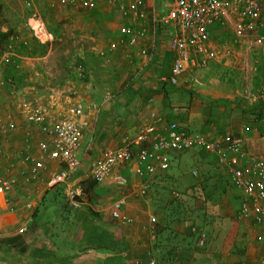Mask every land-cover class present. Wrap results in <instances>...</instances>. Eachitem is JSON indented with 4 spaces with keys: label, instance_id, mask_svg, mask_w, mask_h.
<instances>
[{
    "label": "crops",
    "instance_id": "obj_1",
    "mask_svg": "<svg viewBox=\"0 0 264 264\" xmlns=\"http://www.w3.org/2000/svg\"><path fill=\"white\" fill-rule=\"evenodd\" d=\"M132 1L123 0L122 3L128 5ZM102 6L116 7L118 24L116 15L105 12ZM172 6L173 0H146V18L143 20H133L124 16L118 5L102 2L92 9L61 7L67 11L83 10L85 15L94 19L90 20L92 26L86 25V28H92L91 40H83L79 45L84 65L75 71L83 79H67L66 82H70L61 89H55L54 83V88H43L42 83L33 80V60L18 52L12 54L10 59L14 62L10 75L18 83L15 85L16 95H21L23 100L14 104L15 107L3 88L0 89V177L16 179L11 192L5 193L0 188V264H148L150 261L156 264H263L264 225L257 226L252 218L237 219L243 194L232 186L227 170L207 152L200 149L168 152L171 165L179 168L175 187L187 183L189 193L196 194L197 191L202 196L204 186L201 183L205 181L199 178L200 175L213 180L222 174L231 193L240 197L235 210L228 197L210 201L202 196L207 200L204 203L209 218L205 227L194 228L206 234L203 246L197 244V233H191L187 238L158 235L159 223L166 217L163 210H169L166 200L170 195L165 199L160 196L169 179L168 170L150 178L151 188L145 196L139 195L142 180L132 171V164L122 165L114 171L127 178V186L118 185L112 179L98 183L92 177V165L107 150L119 148L124 137L134 136L148 125L151 112L162 117L164 122H177L190 133H201L223 143L233 137H242L247 153L264 159V133L259 135L257 119L246 112L255 110V106L250 105L245 97L249 92L247 89L240 92L242 85L248 87L242 78L244 59L229 58L218 44L227 40L220 41L226 27L217 28L219 30L215 29L212 34L206 69L195 68L186 72L176 85L163 82V78L168 79L171 75L175 54L169 42L178 28L172 22H161V18ZM41 18L50 33L48 22L43 16ZM100 22L107 28L100 30L97 26ZM124 26L130 27L138 36L136 45L131 46L129 37L120 34ZM233 27L229 26L232 31ZM27 30V36L33 37L28 27ZM54 38L46 44L52 45ZM112 44L116 45L114 50H110ZM143 49L150 51V59L144 58ZM6 54L0 56L3 70L7 69L3 63ZM93 55L98 59H92ZM225 57L230 61L224 62ZM100 62L104 69L97 72L95 67ZM84 74L91 78V82L84 80ZM251 75L254 78L253 69ZM54 77L59 78L58 74ZM193 78L200 79L202 86L196 87ZM259 81L258 85L255 80L251 82V88L256 85V90L264 85L262 74ZM50 101L56 103L51 116L64 111L65 102H81L84 105L83 119L89 122L77 152L82 165L66 184L51 183L53 174L66 167L58 160H46V169L34 180L26 182L24 176L31 167L24 160L25 155L40 158L39 143L47 138L39 125L27 120L21 103ZM9 119L14 121L15 129L5 131ZM27 135L30 136L28 142ZM258 137L262 146L255 141ZM142 145L135 147V153ZM186 157L189 159L184 160ZM236 165L245 167L247 163L238 158ZM192 180L197 184L194 187L190 183ZM67 187L77 189L82 204L80 209L70 207L65 194ZM174 193L179 194V191L174 190L171 195L180 197ZM123 196L127 197L128 203L121 211L129 217V223L112 215L113 203ZM129 196H132L130 200ZM28 203L32 209L26 207ZM11 208L15 210L11 211ZM217 215L226 221L227 230L213 223L211 217ZM151 216L155 218L154 223ZM29 219H32L30 223ZM22 226H26V230L20 233ZM254 230L255 235L252 234ZM224 234L229 236L225 250H220L219 242Z\"/></svg>",
    "mask_w": 264,
    "mask_h": 264
},
{
    "label": "built area",
    "instance_id": "obj_2",
    "mask_svg": "<svg viewBox=\"0 0 264 264\" xmlns=\"http://www.w3.org/2000/svg\"><path fill=\"white\" fill-rule=\"evenodd\" d=\"M264 0H173V6L169 12L162 16L161 22L174 23L178 28L176 34L170 39L169 47L174 52L175 58L169 78H163V82L171 85L179 83V78L192 69H206L208 58L212 49L213 30L223 27L227 21L235 19L237 25L235 33L238 37L246 36L249 31L264 30L263 16ZM100 2L107 5H118L124 16L133 20L146 18V0H133L124 5L123 0H60L62 8L92 9ZM37 0H23V5L28 9L29 16L26 25L31 30L33 37L42 45L53 40L36 8ZM241 23V24H240ZM122 36L129 37V44L138 43V36L133 34L130 27L120 29ZM264 40V34L260 33ZM221 51L230 56L231 46L227 40L219 43ZM116 48L115 44L110 50ZM146 60L151 54L148 50H141ZM7 53L4 60L9 61L12 55ZM198 56H202L198 59ZM192 83L202 86L198 78H193ZM6 82L0 74V89ZM246 99L250 105L255 106L264 102V85L254 91L246 92ZM56 105L50 101L46 103H21V110L27 120L40 126V131L46 136L47 141L39 143L41 157L36 159L31 154H26L24 160L31 164L28 171L24 172L25 181L34 180L42 170L46 169V160H58L66 167L51 178L53 185L66 184L71 175L81 167L77 152L81 147L84 131L89 122L83 119L84 105L81 102H65V110L57 116H51L52 108ZM96 108V106H94ZM150 123L141 128L134 136H126L122 145L114 150H107L91 168L93 179L98 183H105L112 179L121 186H127L126 177L115 174L114 171L122 165L132 164V171L141 178L139 195L145 196L151 188L150 178L158 172L167 171L170 167L168 152H186L200 149L214 156L217 162L223 166L229 176L232 186L243 194L241 207L237 213L239 221L252 218L257 226L264 225V159L247 153L242 137H233L223 143L219 140L207 138L201 133H190L180 127L177 122H164L155 112L150 113ZM15 129V123L9 119L5 131ZM26 136L27 142L30 141ZM143 144L135 153V147ZM1 146V145H0ZM1 151V148H0ZM238 158H242L247 165L237 166ZM131 166V165H130ZM16 186L14 177H0V188L5 192H11ZM66 198L71 208L80 209L81 202L78 199V191L67 187ZM178 196V193H174ZM127 197L123 196L113 203V217L123 223H129L128 216L122 213V208L127 205ZM32 209V205H26ZM14 211V208L10 209ZM32 219L28 220L30 223ZM151 222L155 218L151 216ZM26 226L19 229L25 232ZM193 233L198 234L197 244L203 246L206 242V234L199 233L193 228ZM148 264H156L150 261ZM264 264V262H263Z\"/></svg>",
    "mask_w": 264,
    "mask_h": 264
},
{
    "label": "trees",
    "instance_id": "obj_3",
    "mask_svg": "<svg viewBox=\"0 0 264 264\" xmlns=\"http://www.w3.org/2000/svg\"><path fill=\"white\" fill-rule=\"evenodd\" d=\"M4 5L0 3V53L1 55L5 52H11L12 54L18 52L21 56H26L33 60V68H35L41 75H47L46 70L43 69L44 64L48 59H50V51L55 45H60L62 47V53L57 57L54 63V69L60 71L61 74L58 75V81L60 85H64L67 79L81 80V76L75 71V68L81 67L84 65V59L82 58V53L79 49V44L77 46H72V43L63 45L57 38V33L49 25H47L50 33L54 35V42L52 45L41 44L34 37L23 36L14 26L9 25L7 18L4 14ZM29 16V14H28ZM27 16V17H28ZM27 19V18H26ZM7 20V21H6ZM214 33V30L212 34ZM264 34V33H262ZM86 47V46H85ZM85 49V48H84ZM88 50V47H86ZM85 49V50H86ZM12 56V55H11ZM11 58V57H10ZM14 60L10 59L9 61H3L6 64L7 69L0 72L3 80H5L8 85H17L15 83L11 72V65ZM254 63V78L255 83L258 85L260 83L259 76L262 74L264 76V57L260 61L258 56H253ZM13 78V79H11ZM84 80L86 82H91V78L88 75L84 74ZM261 80V79H260ZM256 88V85L253 89ZM252 91V90H251ZM246 112L249 116H253L257 119V128L259 135L264 133V102L255 105V110L249 109ZM263 131V132H262ZM231 139V138H230ZM256 143H259L260 146L263 145V142L259 140V137L255 139ZM205 152V151H204ZM223 175L219 174L217 179L211 180L209 177L204 175L205 183H201V186H204L202 196L208 200H217L223 197H228L233 208L236 210L240 202V197L231 193V189L228 188L227 182L222 180ZM220 183H219V182ZM226 182V183H225ZM197 185V184H195ZM193 185V187L195 186ZM190 186L185 183V185H180L177 187L179 191L180 198H176L170 195L167 198L166 204L169 207V210L164 211L165 218L163 222L158 226V235H166L167 237L174 236L179 237L183 236L185 238L190 237L193 233L194 227H205L208 217V209L205 207L207 200L200 195L190 194L188 189ZM179 197V196H178ZM219 202V201H218ZM213 223L217 225L220 229H226V221H222L221 215L212 216ZM215 229V228H214ZM222 232V231H221ZM217 233V229H216ZM194 234V233H193ZM219 234V231L218 233ZM229 235L224 234V238L219 242L218 249H224V246L227 242Z\"/></svg>",
    "mask_w": 264,
    "mask_h": 264
},
{
    "label": "rangeland",
    "instance_id": "obj_4",
    "mask_svg": "<svg viewBox=\"0 0 264 264\" xmlns=\"http://www.w3.org/2000/svg\"><path fill=\"white\" fill-rule=\"evenodd\" d=\"M0 3L4 5L3 6L4 7L3 10L5 14L4 17L7 18L9 25L16 27L18 31L21 33V35L27 37V33L29 32L26 27V18L30 12L28 11L27 8L24 7L23 0H0ZM36 8L38 9L39 14L43 16V18L45 19V22L46 23L48 22L47 25H49L50 27H52L53 30H55V32L57 33L58 40L62 42L63 45L69 46V44L72 43V46H77L78 44L79 45L83 44V40H85L86 42L91 40L92 36H90V34L92 33V28L89 27L86 28V25L90 26L93 22V21L90 22V20H94V19L92 16L88 14L85 15L86 13L85 11L64 10L61 8L59 0H37ZM104 9H106L105 12H110V15L112 13L113 15L114 14L116 15L115 22L116 24H118L117 16L119 12L116 9V7H110V8L104 7ZM263 16H264V1H263ZM103 24L104 23L100 22V24L97 25L100 27V30L101 29L104 30L105 27L107 28V25L104 27ZM236 25H237V21L235 19L227 21L226 24L224 25V28L226 27V30H224V35H223L224 38H221L220 41L222 39H227L230 46L232 47V54L230 55L229 58L238 57L244 59V63L243 65H241V68H243L242 78H244L245 80L244 82L248 85V87L242 85L240 88V92L242 93L244 92L245 89H247V91H251V89H253L251 88V82L254 81V80L252 81L253 78L251 77L252 69L254 73L253 56H258L260 61H262L264 55V40L260 38V33L261 32L264 33V30L249 31L246 34V36L238 37L236 33L235 34L233 33L235 32ZM229 26L232 27L234 26L233 31L231 28H229ZM61 49L62 47L60 45H55L51 49L50 51L51 57L46 61V63L43 66V69L46 70L47 75H41L36 69L34 70L35 78L33 80H37L39 83H42L43 85L41 84V86L43 88H54V86L56 87L55 89L63 88L62 85H60L58 79H55L54 77L55 75L57 74L59 75L61 73L59 70L53 68L57 57L62 53ZM95 57L96 56L93 55L92 59ZM227 59L228 58L225 57L224 62L230 61L229 59L227 61ZM95 69L97 72H102V70L104 69V67H102V62H100V65L98 67H95ZM0 72H3V64L0 65ZM14 81L16 84H18L16 80ZM69 82L70 81H67L66 84ZM74 83L77 84V82ZM2 91L4 92V94L9 96V102H13V104L11 103L13 106H15L14 104H17L21 100H23V97L21 95H16V89L14 88V85L8 87V84H5ZM188 159L189 158L186 157L184 160H188ZM185 170L188 171L189 168ZM191 170H192L191 174L193 175L194 171L193 169ZM168 171L170 172L169 173L170 175H169V179H167L164 185V188L160 191L161 199H165V197L171 195V192H173L174 190L178 191L177 189L178 185L177 187H175L174 181L178 180L177 174L179 168L172 166L170 163V167ZM199 178H201L203 181L204 174L200 175ZM190 183L192 185L195 184L193 180L190 181ZM196 194L198 195L197 191ZM131 198L132 196H129V200ZM255 233L256 230H254L252 234L255 235Z\"/></svg>",
    "mask_w": 264,
    "mask_h": 264
}]
</instances>
